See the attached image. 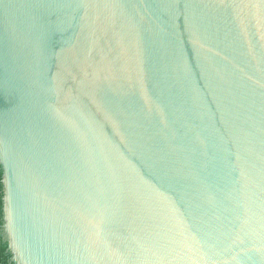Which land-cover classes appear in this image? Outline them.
Instances as JSON below:
<instances>
[{
    "label": "water",
    "instance_id": "1",
    "mask_svg": "<svg viewBox=\"0 0 264 264\" xmlns=\"http://www.w3.org/2000/svg\"><path fill=\"white\" fill-rule=\"evenodd\" d=\"M10 264H264V0H0Z\"/></svg>",
    "mask_w": 264,
    "mask_h": 264
},
{
    "label": "trees",
    "instance_id": "2",
    "mask_svg": "<svg viewBox=\"0 0 264 264\" xmlns=\"http://www.w3.org/2000/svg\"><path fill=\"white\" fill-rule=\"evenodd\" d=\"M0 177H1V170H0ZM1 188V184H0ZM5 244L0 248V264H7L9 260V255L4 254Z\"/></svg>",
    "mask_w": 264,
    "mask_h": 264
},
{
    "label": "flooded vegetation",
    "instance_id": "3",
    "mask_svg": "<svg viewBox=\"0 0 264 264\" xmlns=\"http://www.w3.org/2000/svg\"><path fill=\"white\" fill-rule=\"evenodd\" d=\"M0 226H1V188H0ZM2 245H4V242H3V239H2V236H1V232H0V248H1ZM4 254H6L5 249H4ZM7 264H10L9 260H8Z\"/></svg>",
    "mask_w": 264,
    "mask_h": 264
}]
</instances>
